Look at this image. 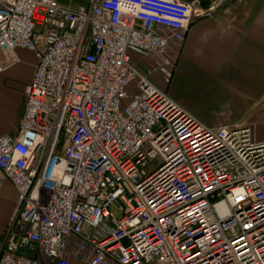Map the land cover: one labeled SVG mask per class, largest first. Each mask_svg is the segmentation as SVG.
Segmentation results:
<instances>
[{
  "label": "built area",
  "instance_id": "1",
  "mask_svg": "<svg viewBox=\"0 0 264 264\" xmlns=\"http://www.w3.org/2000/svg\"><path fill=\"white\" fill-rule=\"evenodd\" d=\"M228 1L0 0V73L18 49L38 61L0 137L18 192L0 264H264V143L151 79L171 83L193 23Z\"/></svg>",
  "mask_w": 264,
  "mask_h": 264
},
{
  "label": "crops",
  "instance_id": "2",
  "mask_svg": "<svg viewBox=\"0 0 264 264\" xmlns=\"http://www.w3.org/2000/svg\"><path fill=\"white\" fill-rule=\"evenodd\" d=\"M209 1L202 0L204 4ZM179 53L176 69L185 67L186 85L191 90L189 108L180 105L208 127L249 123L253 140L264 143V0H230L212 17L194 22ZM16 56L18 63L0 73V137L18 132L26 90L38 64L28 50L18 49ZM0 64L6 65L1 52ZM167 91L175 100L171 90ZM195 91L210 101L223 98L224 102H232L235 114L205 118L204 107H192ZM0 183V236H3L18 192L1 171ZM70 261L84 264L78 258Z\"/></svg>",
  "mask_w": 264,
  "mask_h": 264
},
{
  "label": "rangeland",
  "instance_id": "3",
  "mask_svg": "<svg viewBox=\"0 0 264 264\" xmlns=\"http://www.w3.org/2000/svg\"><path fill=\"white\" fill-rule=\"evenodd\" d=\"M59 1L64 5H72V6L83 5L85 4V2H87V0H59ZM151 79L156 83V85L159 86L160 89L164 91L170 89L175 97V100L179 104L189 108L188 103L190 101L189 96L191 90L186 85L187 82H186L185 67L183 69L178 68L174 71L173 79L169 85L165 83L163 77L160 76L159 73H155L153 76H151ZM192 101L194 102L192 104L193 108H197L198 106H200V108L201 106L204 107L206 112L205 118L210 115L218 118L223 116L228 117L235 114L236 112V107L234 106V104H232V102H224L223 98L221 100L214 98L212 101H210L208 98L204 99L201 97V95L199 96L197 94V91H195V96L192 99Z\"/></svg>",
  "mask_w": 264,
  "mask_h": 264
},
{
  "label": "bare ground",
  "instance_id": "4",
  "mask_svg": "<svg viewBox=\"0 0 264 264\" xmlns=\"http://www.w3.org/2000/svg\"><path fill=\"white\" fill-rule=\"evenodd\" d=\"M200 147V146H199Z\"/></svg>",
  "mask_w": 264,
  "mask_h": 264
},
{
  "label": "trees",
  "instance_id": "5",
  "mask_svg": "<svg viewBox=\"0 0 264 264\" xmlns=\"http://www.w3.org/2000/svg\"><path fill=\"white\" fill-rule=\"evenodd\" d=\"M191 1V0H190Z\"/></svg>",
  "mask_w": 264,
  "mask_h": 264
}]
</instances>
